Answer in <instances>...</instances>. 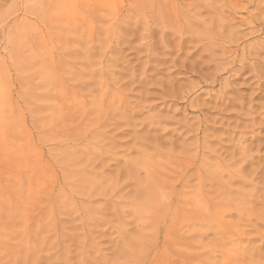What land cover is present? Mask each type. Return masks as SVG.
Instances as JSON below:
<instances>
[{"label": "rangeland", "instance_id": "obj_1", "mask_svg": "<svg viewBox=\"0 0 264 264\" xmlns=\"http://www.w3.org/2000/svg\"><path fill=\"white\" fill-rule=\"evenodd\" d=\"M262 2L0 0V264H264Z\"/></svg>", "mask_w": 264, "mask_h": 264}, {"label": "bare ground", "instance_id": "obj_2", "mask_svg": "<svg viewBox=\"0 0 264 264\" xmlns=\"http://www.w3.org/2000/svg\"><path fill=\"white\" fill-rule=\"evenodd\" d=\"M262 4H264L263 2H262ZM261 5V4H260ZM174 14V13H173ZM192 14V13H191ZM200 15V14H199ZM159 16V15H158ZM198 18V17H197ZM230 27V26H229ZM193 41H194V39H193ZM206 43V42H205ZM242 48V47H241ZM242 55V54H241ZM200 65V64H199ZM245 66V65H244ZM246 67V66H245ZM221 68V67H220ZM66 139V138H65ZM49 177V176H48ZM137 182V181H136ZM83 185V184H82ZM156 185V184H155ZM73 187V186H72ZM139 187V186H138ZM140 188V187H139ZM202 188V187H201ZM204 189V188H203ZM153 190H154V188H153ZM157 191H158V189H157ZM149 192H151V189H149ZM160 192V191H159ZM158 192V193H159ZM139 193V192H138ZM137 193V194H138ZM144 194H145V191H144ZM166 196V195H165ZM197 196V195H196ZM160 198H161V196H160ZM164 198V197H163ZM166 199H167V197H165ZM164 198V199H165ZM150 200H151V198H150ZM149 200V201H150ZM152 200H155L154 198L152 199ZM158 200V199H157ZM160 200V199H159ZM168 200V199H167ZM172 200V199H171ZM169 201H170V199H169ZM157 202V201H156ZM167 202V201H166ZM171 203H173V202H171ZM158 204V203H157ZM157 204H155V205H157ZM148 205V204H147ZM143 205H141V207L139 208V210L141 209V208H143L142 207ZM146 205L144 204V207H145ZM148 206H151L150 204L148 205ZM214 206V205H213ZM151 207H153V206H151ZM180 207V206H179ZM151 209V208H150ZM155 209V208H154ZM171 209V208H170ZM143 210V209H142ZM147 210V209H146ZM217 210V209H216ZM142 212V211H141ZM166 212V211H165ZM171 212V211H170ZM187 212V211H186ZM165 214V213H164ZM141 215V214H140ZM151 217V216H150ZM198 220V219H197ZM154 223V222H153Z\"/></svg>", "mask_w": 264, "mask_h": 264}]
</instances>
